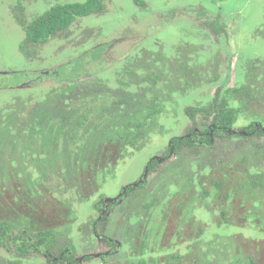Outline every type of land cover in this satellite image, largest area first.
<instances>
[{"label":"rangeland","instance_id":"374dc122","mask_svg":"<svg viewBox=\"0 0 264 264\" xmlns=\"http://www.w3.org/2000/svg\"><path fill=\"white\" fill-rule=\"evenodd\" d=\"M20 1L25 8L24 16L30 22L57 3L84 0H0V108L21 99L27 103L44 99L50 86L62 87L52 69H61L66 63L71 66V62L76 61L79 64L76 62L68 70L85 72L80 79L87 86L95 80L115 86L117 72L132 65L138 67L143 61L155 62L160 71L165 70L167 84L163 94L166 103L160 110L162 129L152 132L140 147L128 146L118 159L100 166L98 180L89 188L91 195L86 201L78 199L76 191L72 190L64 194L65 201H62L41 182H36L37 188H32L39 194L33 196L26 186L29 183L27 174L10 169V174L15 176L9 178L7 184L0 181L6 192H0V203L6 200L11 209L9 216L6 215L13 222L35 227V237L39 228L53 229L57 248L61 247L60 251L68 255L74 250L73 264H206L202 255L208 253V243L218 234V237L231 238L229 249L233 260L240 255L244 264H249L247 259L253 261V258L263 264L264 221L259 220L256 210H248L249 215L240 214L244 208L240 212L232 211L227 218L238 226L229 221L218 222L223 206H215L217 212L194 206L189 217L187 199L194 185L187 188L185 179L198 172V160L190 167V154L172 152L161 161L156 157L165 155L173 136L184 135L192 128L186 107L209 104L220 86L229 104L238 107L229 89L242 87L253 80L254 75L264 77V0H103L104 12L79 17L69 28L36 48L37 55H29L21 47L26 32L15 17V7ZM213 21L218 25L223 23L221 30L224 32L219 40L210 28ZM40 71L44 72V77L24 76ZM66 73L64 68L59 74L66 77ZM258 83L259 80L255 82ZM255 94L257 99L244 100L246 111L240 112L235 133L257 120H254L256 111H264V87ZM259 119L264 122V114ZM198 127L204 128L202 124ZM249 141L239 135L229 138L220 145L222 153L216 147L214 153L217 155L213 156L216 159L224 157L227 166L244 165L248 151L240 148L249 150L247 145H251L254 150L256 146ZM257 145L264 149V137L258 138ZM1 153L0 172L5 173L2 168L4 155H8L6 144L1 146ZM250 156L249 160L254 157ZM147 165L146 185L126 195L108 221L99 220L95 225L99 233L121 241L119 251H124V255L117 252L104 261L98 253L108 247L96 235L88 234L98 215L94 202L109 203L106 196L119 198L125 184L144 178ZM66 184L69 189L71 183ZM15 190L21 192L31 206L42 208L39 210L38 206L30 214L20 211L26 206L22 198L14 200ZM41 194H48L46 201H42ZM167 195L170 198L165 200ZM157 206H164L169 213L161 217V208ZM13 207L19 209L17 214ZM152 213L154 218L149 222ZM18 215H31L33 220L21 223L15 219ZM5 240L7 243L0 241V264H51L44 250L32 249L21 256L13 252L11 237L6 235ZM39 244L44 247L49 243L39 240ZM70 244L74 246L69 247ZM52 261V264H63Z\"/></svg>","mask_w":264,"mask_h":264},{"label":"trees","instance_id":"16d2710c","mask_svg":"<svg viewBox=\"0 0 264 264\" xmlns=\"http://www.w3.org/2000/svg\"><path fill=\"white\" fill-rule=\"evenodd\" d=\"M104 10L103 0L57 3L29 22L24 16L25 8L20 1L15 7V17L26 32V38L21 47L27 54L35 55L38 53L36 48H40L60 31L69 28L79 17L98 14ZM222 24L218 25L216 21L210 24L217 39L223 36ZM76 62L79 64L78 61ZM76 62H71V66L66 63L61 69L55 67L52 69L53 73L49 72L56 76L59 80L57 83L62 87L56 86L57 84L50 86L49 93L44 99L29 103L23 102L24 100L21 99L0 108V159L3 157L1 156L3 144L7 145V149L19 146V150H23L22 154L27 151L32 154L33 147H37L39 153H43V150L45 153H52L50 159L43 161L45 169H40L45 175L39 171V177L29 178V183L26 186H29L30 194L32 193L33 196L39 194L32 188L35 187L36 182H41L45 183L47 187H51L52 192H54L53 189H58L57 197L65 201L63 199L64 189H61L65 185L64 180H61L56 166L59 164L66 171L64 173L65 181L71 183L69 188L75 189L78 199L86 201L85 199L91 195V192L88 191L89 188L92 187L95 180H98L97 172L100 166L118 159L122 150L128 146L140 147L152 132L162 129V124L159 122L160 110L166 103V96L163 92L166 90L167 80L165 79V70L160 71L159 65H156L155 62L143 61L138 67L132 65L125 68L123 72H117L115 86L100 80H95L93 84L87 86V83L80 79L85 72L68 70ZM64 68L67 72L66 77L59 74ZM43 73L40 71L24 76L26 78L44 77ZM87 74L89 75V73ZM229 77L225 83L228 82ZM257 79L259 83L255 84ZM188 84L187 82V86ZM263 84L264 77L258 78L255 75L253 80L250 79L242 87L229 89V94H232L234 100L239 103L238 107L231 106L224 98L222 95L223 86L216 90L209 104L186 107V115L193 126L184 135L173 136L166 153L170 154L173 149L176 154L192 155V158L189 159L190 167L194 166L196 164L194 161L198 160V172L193 176L192 174L187 175L188 178L185 179L188 181L187 188L194 185L191 195L187 199L189 217H191L190 211L194 206H203L213 212H217L215 206H223L221 209L222 218L218 219V222L222 224L229 221L227 216L232 211L240 212L243 208L244 212L240 213L241 215H249L248 210L254 209L256 214L260 215L259 220L264 221V149L257 145L258 138L264 137V122L259 119L261 114H264L263 109L256 111L254 120L256 118L257 120L250 126H245L239 133H235L234 128L239 120L240 112L245 113L246 111L244 100L257 99L255 92L260 91L264 87ZM201 124L204 126L203 129L198 127ZM238 135L255 143V149L253 150L251 145H247L249 150L242 146L241 150L248 151L245 155L244 165L236 167L231 164V166H227L223 161L224 157L216 159L213 156L217 155L214 153V149L217 147L218 151L222 153L220 145L229 138H237ZM55 150L61 157L58 164L53 156ZM250 154L254 156L251 160L256 161L255 165L254 160L253 164L249 160ZM30 159L31 166L36 167L39 164L32 157ZM221 163L223 166L220 167ZM5 169L6 163L2 170ZM28 173L33 174L32 170ZM1 180L5 184L8 182L6 177H0ZM25 190L29 193L28 189ZM0 192L6 194L1 185ZM47 195L41 194L42 201H46L49 197ZM169 195H172L171 191ZM21 196V192L14 191V200L21 199ZM168 198L170 197L167 196ZM23 203L26 208H22L20 211H26L29 214L40 206H31L25 199H23ZM154 206L151 205L152 208ZM157 207L161 208V217L163 213L167 211L169 213V209H165L164 206ZM41 208L40 206L39 210ZM12 210L17 214L19 209L13 207ZM9 213H11V209L6 205L5 200L0 203V238L2 239L7 234H19L23 228L20 227L19 222H13L8 217ZM240 214L239 216H241ZM153 218L154 214L151 215L149 221H152ZM15 219L21 220L23 223L30 222L33 217L18 215ZM243 219L247 220L246 217ZM230 224L238 226V223L230 222ZM16 229L20 231L16 232ZM39 230L36 232L38 233L37 237L34 232L30 234L37 240L38 237L44 238L49 243L47 250H54L56 237L53 229L44 227ZM177 231H179V227L176 228ZM218 236L219 234L211 239L207 245L208 253L202 255L206 264H244L240 255L236 257V260L231 258L229 249L231 238ZM14 241L18 243L17 253L19 252L22 256L29 248L28 239L15 237ZM144 246L145 244L142 247ZM224 250L225 252L222 253ZM247 260L249 264H262L259 261L256 262L254 258L253 261Z\"/></svg>","mask_w":264,"mask_h":264},{"label":"flooded vegetation","instance_id":"af4514ba","mask_svg":"<svg viewBox=\"0 0 264 264\" xmlns=\"http://www.w3.org/2000/svg\"><path fill=\"white\" fill-rule=\"evenodd\" d=\"M56 36V35H55ZM55 36H53V37H55ZM52 37V38H53ZM51 39V38H50ZM256 63V62H255ZM255 76V75H254ZM258 78H259V75H256ZM263 78V77H262ZM171 144V143H170ZM23 151V150H22ZM21 150H19V146H16V148H8V155H5V158H4V161H5V163H6V169L4 170V172L5 173H3V172H0V173H2V174H0V176H3V175H5L4 177H6L7 179H8V181H9V178H13L15 175L14 174H10V169H14V170H16V172H18L19 170L22 172V173H25V174H27V178L29 179V178H33V179H35V178H37V177H39V171H40V169H45V164H44V162H45V160H48V159H50L51 158V156H52V153L50 152V153H45V150H43V153L41 152V153H39V149L37 148V147H33V149H32V154H30V151H27V152H25V154H22L23 152H22ZM172 152H174L173 151V149L171 150V152L170 153H172ZM54 154H53V156H54V158H59V160L57 161L56 159H55V162L58 164V162L59 161H61V157H60V155L57 153V151L55 150L54 152H53ZM57 153V157L55 156V154ZM22 154V155H21ZM14 157H16V159L17 160H14ZM33 158L34 160H36V161H38L39 162V164L38 165H36V167L35 166H33L34 168H38V170H32V166L30 165V162H31V159L30 158ZM169 157V154L168 153H165V155L164 156H159V157H156V159L158 160V161H161V160H164L165 158H168ZM44 161V162H43ZM57 166V169H58V174H59V176H60V178H61V180H64L63 182H64V187H62L61 189H64L63 190V193L65 194L67 191H74L75 192V189H73V188H69L68 189V186H67V182L65 181V179H64V173L66 172L65 171V169L63 168V166H60L59 164L58 165H56ZM58 166H59V168H58ZM32 170V172H33V174L32 175H30L28 172H30ZM148 165H147V167H146V169H145V171H144V178H139L137 181H135V182H133V183H128V184H125L124 185V187H123V191H122V193L118 196L119 198H117V199H112V198H108L107 196H106V199H107V201L106 202H108V200L110 201L109 203H105V202H99L98 204H96L97 202H94V208L98 211V215H96V217H95V219L93 220V222H92V229H91V232H89L88 234L89 235H96V237H97V239L98 240H102V242H104L105 244H106V246L108 247L105 251H101L100 253H98V254H100V257L105 261L106 259H107V257L109 256V255H115V253H119L120 251H119V248H121L120 246H121V241H119V240H117L115 237H112V236H110V235H106L105 233H99L98 231H97V227H95V225L99 222V220H100V222H102V221H108V219H109V216H110V214L112 213V212H114L115 211V209L117 208V206L119 205V203H120V201H122V200H124L125 199V197H126V195H129V194H131V192L133 191V190H135L136 188L138 189V188H142V187H144L145 185H146V183H147V175H148ZM41 172V171H40ZM42 173V175H45V173L44 172H41ZM52 175V174H51ZM56 176V175H55ZM60 180V181H61ZM28 184V182L26 183V185ZM25 186V185H24ZM47 187V186H46ZM35 188H37V187H35ZM39 188V187H38ZM48 188H50L51 189V187H48ZM26 189V188H25ZM40 189V188H39ZM27 191V190H26ZM53 191L55 192V193H59L58 192V189H53ZM63 194V198H65L66 196ZM168 196V195H167ZM167 196L165 197V200H167ZM76 197H77V195H76ZM22 199H24V195L22 194V197H21ZM69 199V198H68ZM169 199V198H168ZM99 200H101V198L99 197ZM70 203V202H69ZM23 204V203H22ZM150 211V210H149ZM153 214V213H152ZM151 218V216H149V219ZM153 221V220H152ZM152 221H149V222H152ZM155 224V223H154ZM37 226H39L38 224H37ZM94 226V227H93ZM11 227H13V226H11ZM20 227H23L22 229H21V231L19 230V229H16V232H18V231H20V233L19 234H17V233H15V235L14 234H7L8 236H10L11 237V240H13L14 241V238L16 237H19V238H21V239H24V237H26L27 239H28V242H27V244H28V246H29V248H28V250H26L25 251V253H29V251H31L32 249H34L35 251H37V250H39V251H45V257H47L48 258V260H49V262L52 264V259H54V260H57L58 262L60 261V263H63V264H73V257H74V250H72V253H69L70 255H68V254H66L64 251H60V249H61V247L60 248H57V244H56V246L54 247V250H47V245H44V247L42 246L41 247V245L39 244V240L41 241V240H45L44 238H41V237H38V240L37 239H35V238H33L32 237V235L30 234L31 232H33L34 231V228L35 227H33V226H29V227H27V226H20ZM11 229H13V228H11ZM22 233H25L24 235L22 234ZM82 237V236H81ZM95 237V238H96ZM83 238V237H82ZM5 240V236H4V238L2 239V238H0V241L1 242H3ZM6 241V240H5ZM117 244H116V243ZM6 243H7V241H6ZM46 243H47V241H46ZM56 243V242H55ZM4 244V243H3ZM17 245H18V243L17 242H15L14 241V248H13V252L14 253H16V251H17ZM71 246H74L73 244H70ZM71 246H69V247H71ZM76 246V245H75ZM24 253V254H25ZM124 253V251H121L119 254H122V255H124L123 254ZM23 254V255H24ZM90 254H92V253H90ZM83 256H81V258H82ZM138 257V256H137ZM79 259V258H78ZM56 264V263H55ZM136 264V263H135Z\"/></svg>","mask_w":264,"mask_h":264}]
</instances>
